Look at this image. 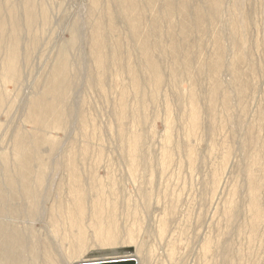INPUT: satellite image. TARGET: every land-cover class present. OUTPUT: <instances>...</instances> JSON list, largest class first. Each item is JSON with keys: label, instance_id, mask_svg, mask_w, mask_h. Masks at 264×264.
<instances>
[{"label": "rangeland", "instance_id": "1", "mask_svg": "<svg viewBox=\"0 0 264 264\" xmlns=\"http://www.w3.org/2000/svg\"><path fill=\"white\" fill-rule=\"evenodd\" d=\"M149 1L141 2L144 21L154 16L160 18ZM37 2L49 6L52 21L46 27L37 25L39 42L23 62L19 91L14 85L9 86L14 103L7 105L0 115V155L13 147L9 139L13 126L24 137L26 131L34 128L25 117L24 102L52 76L62 44L71 39V29L77 26L82 39L71 51L72 69L77 72L69 94L71 117L64 130L51 131V137L59 141L57 149L48 152L49 147H44L46 153L42 157L49 161L47 177L71 178L68 162L73 154L80 178H95V183L102 186L113 184L115 189L110 185L106 192L114 190L123 204L141 203L140 191L151 195L156 219L168 210L174 221L173 232L180 240L176 259L171 263L165 247L157 249L159 264H264V0H239L238 11H233L236 0H225L224 21H207L206 30H194L189 45L184 46L180 16L174 19L177 25L173 32H169L168 17H164L166 21L162 19L158 28L159 39L155 38L156 33L150 37V43L159 46L151 51L162 63V84L156 88L150 72L145 71L146 65L137 63L138 77L145 83L141 82L136 90L124 62L110 68L103 91L98 81L92 79L97 71L92 58L91 30L97 19L103 18L110 45L117 40L126 44V25H119L120 31L111 34L107 21L108 13L116 16L115 12L120 11L118 3L102 0L100 9L90 12L91 0ZM202 3L205 6L204 0H191L189 6L194 11ZM242 18L245 27L236 23ZM219 36L224 49L220 68L217 62L223 51L220 52ZM23 38L24 51H31L28 46L34 42L33 35L26 32ZM170 41L181 45L180 63L190 59L192 76L178 67V83L173 80L175 60L166 49ZM236 56L242 60L233 71ZM193 106L198 108L199 118L195 128ZM81 115L90 121L87 127L82 125ZM136 135L141 142L134 167L130 139ZM86 146L87 152L83 150ZM207 243L215 247L205 253Z\"/></svg>", "mask_w": 264, "mask_h": 264}, {"label": "bare ground", "instance_id": "2", "mask_svg": "<svg viewBox=\"0 0 264 264\" xmlns=\"http://www.w3.org/2000/svg\"><path fill=\"white\" fill-rule=\"evenodd\" d=\"M204 1L205 6L202 3L192 11L189 6L191 0H150V8L155 10V14L160 18L154 16L152 20L144 21L141 13V2L144 0H112L118 3L120 11L115 12L118 13L116 16L108 13L109 31L111 34L120 31L119 25L124 23L125 32L129 35L125 38L126 44L117 40L110 45L109 35L104 32L106 22L103 18L98 17L97 23L92 24L91 51L97 71V75L92 76L93 81L96 79L103 91V86L106 87V84L103 85L105 75L110 68L113 65L119 67L125 62L124 66L127 64L129 67L133 86L139 90L142 81L137 74V63H143L146 65L145 71L150 72L152 82L158 88L163 81L162 63L154 55V51H151L154 50L153 47L159 46L156 43L151 44L150 37L156 33L155 38L159 39V24L166 16L169 32L176 29L177 22L174 19L180 16L182 46L189 45V36L194 30L204 32L207 21H220L221 24L224 21L222 16L225 11L223 7L225 0ZM238 3L239 0H236L233 11L239 10ZM101 4L102 0H91L90 12H96ZM20 6L23 10L19 9ZM51 21L49 6L46 3L38 4L37 0H0V115H3L7 105L14 103L9 86L14 85L16 91H19L18 85L20 88L23 80V62L30 58L31 52L36 49L39 42V36L36 34L37 25L41 23L46 27ZM244 22L243 18L236 21L240 26L245 25ZM76 27L71 29V39L61 46L60 60L54 67L52 76L43 82L37 93L33 92L35 94L31 95L32 98L27 102L22 101L25 103V117L33 122L34 128L26 131L27 136L24 137L18 135L13 126L12 137L9 135L13 147H10L11 149L5 147L7 150L2 151L0 155V264H159L156 259L157 249L162 245L171 263L176 259L174 257L177 256V245L180 240L173 232L174 221L171 220L172 216L169 217L168 210L163 211L156 219L151 205V195L146 192L144 194L139 189L141 203L132 204L124 201L123 204L119 201V194L114 190L107 194L106 190L110 185L115 189L113 184L102 186L95 183V178H80L73 154L69 155L68 162L71 178L47 177L49 161L42 157L44 147H49L48 152L57 149L59 141L51 137V131L64 130L71 117L69 94L77 77V72L72 69L71 51L78 47V42L82 39L80 37L82 34ZM105 31L108 32L107 29ZM26 32L33 35L34 42L31 47L28 46L31 51L29 49L24 51L26 47L23 44V36ZM224 35L222 36L225 37ZM217 40L221 45L220 52L223 51L217 62V67L220 68L224 49L220 36ZM125 45L126 52H123L122 48ZM181 45L173 41L166 43V49L175 60L173 80L176 83L179 82L178 67H183L187 73L189 72V76H192L190 59L185 58L181 63L179 61ZM134 56L140 60H136L137 57L134 60ZM241 60L242 57L236 56L233 71H236L234 67ZM76 68L79 71L77 66ZM117 73L119 75L121 71L118 70ZM217 90L218 88L214 90V94ZM120 106L124 112L123 100ZM192 112V126L195 128L199 119L198 108L193 106ZM81 117L82 125L87 127L90 121L84 115ZM130 140L132 166L135 167L141 139L136 135ZM83 150L87 152L88 146ZM152 182L153 180L148 183ZM93 194L98 196L95 198ZM214 247L207 243L205 253L212 248L214 250Z\"/></svg>", "mask_w": 264, "mask_h": 264}]
</instances>
